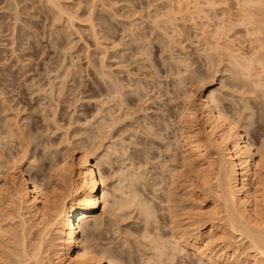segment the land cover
Returning <instances> with one entry per match:
<instances>
[{"label": "bare ground", "instance_id": "1", "mask_svg": "<svg viewBox=\"0 0 264 264\" xmlns=\"http://www.w3.org/2000/svg\"><path fill=\"white\" fill-rule=\"evenodd\" d=\"M60 1L62 0H45V3L47 5L49 4L50 7H52V9L56 11L55 15H53L54 18H52H58L57 20H55L57 22L59 21V19L62 20L65 14H68L67 10L62 7ZM172 1L174 4L177 3L176 11L171 10L173 9V4H171ZM17 2L15 1V3H13L15 4L16 9V13H13L14 15L16 14V16L18 15L19 10L21 11L18 6L19 3ZM169 2L172 7L168 8L171 11L165 7L166 10L168 9V12L164 14L165 16L163 17L165 18L163 20L161 19L162 22L164 21L163 24H161V22L160 24H157V27L158 25H163V27L159 29L167 31L169 30V26H171V30L173 29V26L175 28H178L179 22H182V24L185 22V24H183L182 26L180 24L182 30H175V28L174 30H178L177 36L180 35L179 38H184L183 42L185 44L182 42L181 44L185 45V47L187 44L186 42H188L189 45H194V55L196 56L195 58H189L187 54L184 53V51H186L185 49L187 48L181 45V48H179L180 50L182 49L181 55L180 57L178 55L179 58H177V61L176 59L174 60L177 63L172 60V62L175 63L178 67H175L177 73L180 77L181 74L185 73H198V76H195L196 79L194 78L197 83H192H207H205L206 85L202 84L198 88L199 92H189L188 90V92L186 91L187 93L185 97H183L187 98L186 108H184L185 111H182V115H180L181 121H179L180 124H178L180 126L177 129V134H175L176 132L174 133V141L178 147L179 153L177 154L178 151L174 153V156H171L170 161L173 162L171 163L173 164L172 166H174V164L176 165L175 168L173 167L174 170L170 171L168 169L169 174L167 179L161 180V182H165L167 180L170 184V187L171 185L173 186V192L169 189L172 194H170V191V193L168 194L165 193L167 194L166 196L168 198H166L167 200L165 199L166 203H164L166 207H162L159 210L153 206V202L144 198L141 199L142 197L138 195V189L135 186L137 177L138 179L141 177H136L134 174L135 171L132 175L126 176V179L128 177L127 180L129 184L128 187L124 186L127 188H125L126 192L123 193L124 197L121 199H117L115 197L116 195L113 196L110 192V188L107 185V178L106 181H104L105 175L103 174H105V170L103 169V165L106 162V157L108 156L106 154H103V151H100L101 147L99 146H101L102 143L99 145L98 143H95V141L87 145L84 141L80 144L81 140L80 142L79 140L76 142L71 141L72 139L65 140L66 142L64 146V152L63 149L61 152L62 159L58 161V163L56 162V168L54 167V177L56 178V181L50 182V179L48 184L45 183L46 185H43V182H40V184L37 180V173H35L36 162L34 163L33 159L29 160L26 157H23L27 155V152L23 154L22 158L18 159L13 157L14 155L11 153V151L10 154H12L13 159L9 160L7 159V156H5L4 158L1 156L3 160H1L2 158L0 159V264H128V260L131 259L127 260V257L122 255L121 253L117 254L118 251L117 253H114V249L112 250L111 247H105V244L99 243L101 241L96 237L98 231L100 232V226L103 224L101 221L103 217H105L104 219L109 218L110 221L108 220V224L110 225L111 223V226L113 228V224L115 222H118L116 221V219H120L119 215L122 216L121 219L125 216L130 217L135 215V218H137L138 221L142 223V227L135 230L136 237H134L136 238L135 241L137 242H134L138 247L141 246L142 251L146 257H144L147 262L146 264H186V261H184L185 259L183 261H180V255H182L183 257H189L191 259L194 258L196 260L195 263L198 262V264H264V142L259 143L261 144V146H258V148H256L257 146L254 145L253 139L250 140L247 138V132L249 128V126L247 127V124L249 123L245 124V126L243 125L242 129L240 123L236 120V118L235 120L238 123L234 119H232L228 113L229 109H233L232 111H234V114H231L235 115L236 113L235 117H237L240 116V114H243L242 110L249 111L256 109L258 111V114H264V0H170ZM170 4H168V6ZM222 6L225 7L223 8V10H221L222 13L215 14L214 10L216 11L219 8H222ZM212 11L214 12L213 16ZM209 12H212L211 15L209 14ZM52 13L54 14V12ZM70 13L67 15H70L67 18L71 26L72 23H75L73 22L75 16L73 17L72 15L74 14ZM160 17H162V15H160ZM18 18L16 19L17 21H19ZM81 20L83 21V19ZM198 20H201V23L197 24ZM17 21H15V25H17ZM66 21L67 20H65V22ZM84 21L87 23L88 21L93 22V19L90 18L87 21L86 18L84 19ZM154 21L152 23L153 26L156 24V22L154 24ZM188 22H191L193 25H189L190 23L188 24ZM186 23L190 27L187 29L182 28L184 25L187 26ZM94 25H92L91 27L92 30L96 28ZM14 27L16 28V26ZM15 28L13 29L15 30ZM241 28H244V32L246 31L245 39L243 37L244 32L241 38L240 36L239 38L237 37L242 33L240 31ZM188 29L193 30V32L188 31ZM161 32L164 33L163 31ZM16 33L18 34V32ZM166 33L169 35L168 36L165 34L166 37L170 39V34L168 33V31ZM95 34L96 33L94 32L93 36H95ZM96 37L97 36H95V38ZM172 38L169 40V42H172ZM175 39L173 41L176 42ZM17 41L15 38L12 44L13 48ZM56 46L57 44L54 46V48ZM100 46H97L99 50L101 49ZM102 46L104 47V45ZM112 46H115V44H113ZM106 48L103 49L104 52L105 50H107ZM12 52L14 54L15 51ZM105 54H107V51L105 52ZM103 57L106 59L105 55ZM103 65L104 64H102V66ZM121 69L123 68L121 67ZM47 74H49V72ZM127 74H129V72ZM218 74H227L223 75L221 79L224 80V78L228 76V81H224L227 83L225 84L228 88H224L228 89L229 91L231 90L232 92H230V94L227 95L226 93H224V88H221L223 87V84H221L220 88H216V86L214 87V80L216 79ZM185 78L182 76V79H180L179 82L184 83ZM112 81L113 85L112 88L109 87L111 89L108 95H112L110 98H112L111 100H113L112 102H114V113L116 115H113V122H116L118 126H120L121 124L123 126V123H126L127 121L125 119H127L128 117L132 119L131 116L133 115L129 111L131 108V102L133 100L129 97H133L135 95L139 100H142L146 98L147 94L145 92L141 93V90L146 92H149L150 90H147L148 88L146 86L148 84L144 86L142 85L143 87L141 88V85L139 87V85H137V82L135 81V83L130 81L125 84L124 80L118 77L114 78ZM158 85H160V83ZM52 88H54L53 85ZM43 89H45V87ZM127 89L129 90L127 91ZM166 91L167 90H165V92ZM40 92L42 93V91ZM0 93H2L1 90ZM3 99L2 101L7 108L9 100L7 101L6 98L4 100ZM240 101L242 103H239ZM106 103L102 105H106ZM6 108L5 111L7 110ZM8 108L11 109V107ZM14 109L12 108L11 110ZM144 118L146 119V117ZM244 119L246 118L244 117ZM261 119H264V117H262ZM102 122H104L102 123L103 125H108L107 123H105L106 121ZM116 123L114 128H117ZM167 123H164L166 127H168ZM199 124H201V126ZM15 125L19 124L15 123ZM144 125H146L147 127L145 126L143 131L148 138L150 136L162 137V134L160 135V129H158V126H162V124L158 126L154 125L153 123ZM170 125L172 126V124ZM6 126L5 128L7 130L5 132L6 136L9 137V139H19L20 141H27V139L30 140L32 138L31 135L24 134L23 130H21L22 127L20 126H14L13 124H9ZM102 126H99V129L96 128L97 132L98 130H101ZM125 126L127 127L128 125L125 124ZM125 126H123V128H126ZM128 127H130V125ZM141 127L143 128V126ZM109 129L111 130V128ZM166 132L164 133L166 134ZM94 134L95 136L98 135V138L99 136L101 137V135L98 133L96 134V132ZM4 136L2 137L4 138ZM94 137L93 139L96 140V137ZM106 137L108 136L106 135ZM144 137L146 136L144 135ZM101 138L103 139V137ZM151 138L153 139V137ZM152 139H150L148 144L149 146L151 145V148H154V146L156 148L157 142H154V139V141H151ZM12 141L13 140H11L10 142L12 143ZM163 141L166 140H162V142ZM118 146V149L115 146L117 152L119 151V154L121 152L122 156H124L126 147L123 148V146L120 145L121 147L119 146V148ZM169 147L170 146H168V149L166 148V150H172L169 149ZM27 150L29 149L27 148ZM106 150L107 149H105V151ZM109 152L111 153L112 151ZM160 154H162L161 151ZM2 155L4 156V154ZM126 160L124 161L126 162ZM133 161L135 160L132 159L129 161L128 159L126 163L128 164V162H131L133 163L132 165H134ZM144 162L147 163L145 165L146 167L149 163L148 159ZM129 169L130 168H128V170ZM121 173L125 174L121 172L120 169V178ZM114 176L111 178V180L115 178ZM158 176L162 177V175ZM67 181H69L68 186L66 185ZM169 184H167L168 187ZM163 185H161V183H155L152 184V187H161ZM114 189L112 188V190ZM154 189L151 190L154 191ZM177 191H183L184 201H182L183 199L181 201H177ZM185 197L186 200L190 199L195 202H202L200 203L202 205L207 202L209 197H211V199L213 200L210 204V207L212 206L213 208L211 207L212 210L210 209L211 211H207V214L205 215L201 214L203 212H201L200 210L199 214L194 213L195 210H197L195 209L193 211V207L195 204H193V201L191 204L188 203L185 200ZM152 199L154 200V198ZM102 207L103 212L98 216ZM121 213L123 215H121ZM117 216L119 217V219L117 218ZM113 219H115V222H113ZM90 221L93 222L90 223ZM32 223L34 225H32ZM35 225H39L38 227L41 228L38 230L39 232H37L38 236L32 239V236H34L33 228L35 229ZM115 230L118 232L121 229ZM126 231H128V229ZM124 233L125 235H131L133 232L130 233L129 231V233ZM113 234L115 233L113 232ZM125 235H122V237ZM100 236L101 235H99V237ZM130 238L131 237H128V239ZM125 240L123 241H125L126 243L129 242V240ZM139 252H141V249ZM51 254L54 256V260L50 258V256H52ZM126 261L128 262L126 263Z\"/></svg>", "mask_w": 264, "mask_h": 264}, {"label": "rangeland", "instance_id": "2", "mask_svg": "<svg viewBox=\"0 0 264 264\" xmlns=\"http://www.w3.org/2000/svg\"><path fill=\"white\" fill-rule=\"evenodd\" d=\"M15 1L17 2L18 0H0V90L2 92V93H0V95L1 94L3 95V97H2V95L0 96V131H1L0 132V159L2 157L4 158L5 156H7V159H9V160L13 159V157L19 159V158H22L23 154L27 152V155L23 156V157H26L29 160L33 159L34 163L36 162L35 163V173H37V177H38L37 180L39 181V183L43 182V185H46L45 183L48 184L50 179H51L50 182L56 181V178L54 177L55 176L54 175L55 168H56L55 165H56V162L58 163V161H60L62 159V157H61L62 153L61 152H62V149L64 152V146H65V142H66L65 140H67V139L71 140L72 139L71 141H74V142H76L78 140L80 142V140H81L80 144L83 143V141H84L85 144H87V145H89V143L96 141L95 143H98L99 145L102 143L101 146L98 145L99 147H101L100 151H103L102 153L106 154L108 156V157H106L107 159H105V161H106L104 163L105 166L103 165V169L105 170V174H103V175L106 176V177L104 176V178H105L104 181H106V178H107L106 182H107V185L110 188V192L113 196L116 195L115 197L117 199H121L124 197L123 193L126 192V189H127L126 187H128V184H129V182L127 180L128 177L126 179V176L132 175L135 171V173H134L135 176L141 177V178H139L140 180L137 177V181L135 183L136 184L135 186L138 189V195L140 197H142L141 199L144 198V199H147V200L153 202L152 203L153 206L159 210L162 207H166L164 205V203H166V200L168 199L166 195L171 192L170 190H172V192H173V188H172L173 186L171 185V187H170V184L167 180H166L167 182L162 181L163 183L161 182V180L167 179L168 174H169V170L170 171L174 170L175 165H176V164H174V166H172L173 164H171V163H173V162H170V161H171V156L173 157L174 153H176L177 151H178L177 154L179 153L178 147L174 141L175 140L174 136H175V134H177V129L180 126V125H178V124H180L179 121H181L180 115H182V111L184 112L185 111L184 108H186V99L187 98H183V97H185L188 90H189V92L190 91L191 92H193V91L199 92L198 88L202 84L206 85L205 83H207V82H204L202 84H196L197 82L195 81V79H196L195 76L197 77L198 73H196V74H194V73L193 74L192 73L186 74L185 73V74H181V77H180L177 73L176 68H175V67H177V65L175 64V63H177L176 62L177 58L180 57L181 52H182V49L181 50L179 49V48H181V45H183V44H181V42L184 43L183 42L184 38L183 37L179 38L180 35L177 36V34H178L177 31L179 29L182 30L180 27V24L182 26L183 24H185V22L182 24V22L178 21L179 22L178 28H175L173 26V29L170 30L171 26L168 27L169 30H167V31L170 34V39L172 37H174V38H172V42L171 41L169 42L170 39L168 37H166V35H168L166 33L167 31L165 30L166 31L165 32L164 30H160L161 27H163V25H158V27H157V24H160L162 22V20L165 18V17H163V16H165L164 14L167 13L168 12L167 10L172 7L171 4H173V7H172L173 9H171V10L176 11L177 3L174 4L172 1L170 4V2H169L170 0H62V1H60L62 7L65 10H67L68 14L71 12L70 14H74V15H72L73 17L75 16V18L73 20V22H75V23H72V25L70 26L68 18H67L70 15L67 16L68 14L67 15L63 14L64 16L62 18V20L63 19L67 20L68 23H67V21L65 22V20L62 21L61 19H59L60 22L55 21L58 19V18L53 19L54 18L53 15H55L56 11L54 9H52V7H50L49 4L48 5L46 4L45 0H19L17 3H19L18 6H19V9H21V11L19 10V12H18L17 16L19 17V15H20V17L18 18L16 16V14L14 15V13H16L15 4H13V3H15ZM166 1L168 2V4H170L169 6H168ZM31 7H32V10H31ZM165 7L166 8L169 7V8L166 10ZM8 8L10 11L8 10ZM29 8H30V10H29ZM223 8H225V7L222 6V8H219L218 10H220V11L216 10L217 13L214 10L215 14L222 13L221 10H223ZM164 11H166V12H164ZM52 12H54V14ZM214 12L212 13V16H213ZM211 13L209 12L210 15H211ZM160 15H162V17H160ZM157 16H158V18H157ZM47 17H49V18H47ZM17 18L19 19V21L16 20ZM86 18H87V21H88V19L92 18L93 22L88 21V23H89L88 24L87 22H85L86 20L84 21V19H86ZM52 19L54 22L52 21ZM81 19H83V21ZM79 20H81V21H79ZM188 20H189V18H188ZM15 21H17V23H16L17 25H15ZM153 21H154V24L156 22V24L154 26L152 24ZM198 21H197V24L201 23V20H198ZM52 22H53V24L54 23L55 24L53 25ZM163 22L161 24H163ZM91 23H92V25L95 24L94 26L96 27L93 30L91 28L92 27ZM188 24L191 26L193 25L191 22H188ZM188 24H187V26L184 25L185 27L183 26L182 28H186V29L189 28L190 26ZM96 25H98V26H96ZM14 26H16V28ZM153 27H155V28H153ZM13 28H15V30ZM174 28H175V30L176 29H178V30L175 31ZM241 29H240V31L242 33H241V35L237 36L238 38H239V36L241 38V36L244 32V28L242 30ZM13 30H14V32H13ZM161 31H163L164 33H162ZM174 31H175V33H174ZM188 31L193 32V30H189V29H188ZM16 32H18V34ZM94 32L96 33L95 36H97L96 37L97 39L95 38V36H93ZM172 32L174 35L172 34ZM13 35L16 38V41L18 40L17 41L18 43L16 42L17 45L15 43L14 48L12 45L13 41L15 39L13 37ZM19 37L21 38L22 41L20 40ZM243 37L245 39L246 31L244 32ZM174 39L176 40V42L173 41ZM116 43H117V45H116ZM186 43H187L186 47H185V45H183V47L187 48V49H185L186 51H184V53L187 54V56L189 58H195L196 56L194 55L195 54L194 53V45L193 44L189 45L188 42H186ZM189 43H191V42H189ZM56 44H57V46L54 48V46ZM98 44H100L101 46ZM113 44H115V46H112ZM102 45H104L105 48L107 47L106 48L107 50H105V52L107 51V54H105V52L103 51V49H105V48ZM166 45H168V46H166ZM97 46L101 47L100 50L102 52L98 49ZM108 50H110V51H108ZM12 51H15L14 54ZM104 55L106 56V59L103 57ZM178 55H179V57H178ZM103 59H104V61H103ZM175 59H176V61H174ZM172 60L175 63H173ZM44 64H45V66H44ZM102 64H104V65L102 66ZM123 64H124V67H123ZM120 66L123 69H121ZM47 70H49V71H47ZM52 70H53V73H52ZM105 70L106 71L108 70V71L106 72ZM48 72H49V74H47ZM128 72H129V74H127ZM154 72H155V74H154ZM132 75L134 76V78ZM223 75H227V74H221V75L218 74L217 75L216 79L214 80V84H213L214 87L216 86V88H220L221 84H223L222 85L223 87H221V88L226 87V84H227L226 82L228 81V79H227L228 76L225 77L223 80V79H221V77ZM144 76H145V78H144ZM182 76L184 78L186 77L185 81H187V82H185V81H184V83L179 82L180 79H182ZM116 77L124 80L125 84L127 82H130V81H132L133 83L137 82L136 84L139 85V87L141 85V88L144 85L148 84L146 87L148 88L147 90H150L149 92L141 90V93L145 92L147 94L146 98H144L142 100H139L135 95L133 97H129V98H132V100H133L131 102V108L129 111L134 116L133 115L131 116L132 119L130 117H128L129 119L128 118L125 119L127 121H126V123L125 122L123 123L124 124L123 126H125V124L128 126L130 125L131 128L128 126L127 127L125 126L126 128H123L122 124L120 126H118L116 122H113V120H114L113 115H116L114 113L115 112L114 111V102H112L113 100H111L112 98H110L112 95L109 94L110 95L109 96L108 93H110V89L112 88V85H113L112 80ZM178 78H179V80H178ZM189 79H191V80H189ZM225 80H226V82H224ZM60 82H64V83H60ZM157 82H158V84L160 83V85H158ZM192 82H196V83L194 84ZM178 83H179V85H178ZM37 85H39L41 87H39ZM52 85L54 88H52ZM180 85H183V86H180ZM36 87H38V88H36ZM44 87H45V89H43ZM109 87H111V88H109ZM175 87H176V89H175ZM226 88H228V87H226ZM108 89H109V91H108ZM182 89H184V90H182ZM128 90L129 89H127V91ZM165 90H167V91L165 92ZM175 90H176V92H175ZM40 91H42V93ZM43 91H44V93H43ZM228 91H229L228 89L224 88V93H226L227 95L230 94V92H232L231 90L229 92ZM55 92H57V93H55ZM3 93L5 94V96ZM164 93H165V95H164ZM59 94H61V95H59ZM167 94H169L170 96ZM182 95H184V96H182ZM148 96H149V98H148ZM3 98L4 99L6 98L7 101L9 100L8 101L9 106L7 104V108L5 107L6 105L2 101ZM177 98H178V100H177ZM1 101H2V103H1ZM104 101H106V102L108 101V102L106 103ZM104 103H106V105H102ZM239 103H242V102L240 101ZM253 104H256V103H253ZM10 105H12V106H10ZM111 106H112V108H111ZM8 107H11V109L12 108L13 109L15 108V109L11 110ZM107 107H108V109H107ZM5 108L7 109L6 111H5ZM111 110L113 111V113ZM232 110L233 109L228 110L229 116L234 120L236 118V120L240 123L241 127L243 125L245 126V124L249 123V124H247V127L249 126L248 132L246 131L248 134L247 138L250 140L253 139L254 145L257 146V147L255 146L256 148H258V146L260 147L261 144H259V143L264 142V140H263L264 139V119H261L262 117H264V116H262L264 114L263 113L258 114V111L256 109L249 110V111L248 110H246V111L242 110L243 114H240V116H237L238 117L237 118V117H235L236 113H235V115L231 114L234 112ZM107 114H109V115H107ZM110 116H112V117H110ZM107 117H108V119H107ZM144 117H146V119ZM244 117L246 119H244ZM252 118H253V120H252ZM128 120L129 121L131 120L130 123ZM152 120H153V122H152ZM160 120H161V122H160ZM102 121H106L105 123H107L108 125H106V124L103 125L102 123H104V122H102ZM11 122H13V123H11ZM165 122L166 123L168 122L167 123L168 127H166V125L164 124ZM258 122H260V123H258ZM15 123L19 124V125H15ZM99 123H101L103 126ZM115 123L117 125L116 126L117 128H114ZM152 123L154 125H157V126L162 124V126H158L159 127L158 129H160V135L162 134L161 135L162 137L150 136L148 138L147 135L144 133L143 130H144V127L146 126L144 124L149 125ZM9 124H11V125L13 124L14 126L22 127L21 130H23L24 134L31 135L32 138L30 140L27 139V141H20L19 139L18 140L17 139H9V137L6 136V132H5L7 130L5 128V126L9 125ZM170 124H172L173 127ZM199 125L201 126V124H199ZM99 126H102L105 129L101 127V130H98V132H97L96 128L99 129L98 128ZM141 126H143V128ZM250 126H252V127H250ZM107 128H108V130H107ZM109 128H111V130ZM112 128L114 131L112 130ZM94 129H95L96 134L97 133L100 134L101 137H103V139L100 136L98 138L97 137L98 135L95 136ZM127 129H128V132H127ZM169 129L170 130L172 129V130L170 131ZM242 129H243V127H242ZM120 132H122L123 135ZM126 132H127V134H126ZM164 132H166V134ZM171 132H172V134H171ZM250 132H252V133H250ZM85 133H88V134H85ZM92 134L96 137V140L93 139L94 136ZM134 134H135V136H134ZM106 135L108 137H106ZM120 135L122 137L123 136L124 137L122 138ZM144 135L146 137H144ZM2 136H4V138ZM130 137H132V138H130ZM151 137H153V139L155 141ZM120 138H122V139H120ZM91 139H93V140H91ZM146 139H148V140H146ZM150 139H152L151 141L157 142L156 148H158V149H156L155 146H154V148H151L150 147L151 145L149 146L148 142L150 141ZM7 140L8 141L9 140L10 141L15 140V141L14 142L12 141V143L9 141L10 142L9 143ZM159 140H160V142H159ZM162 140H166V141L162 142ZM32 141H34V142H32ZM122 141H124V142H122ZM119 142H121V143H119ZM23 143H24V145H23ZM26 143H27V145H26ZM113 144H115V145H113ZM118 145L119 146L122 145L123 148L126 147L125 148L126 149V151H125L126 156L124 154H123L124 156H122L121 152L119 154L118 153L119 151L117 152L116 148ZM20 146H21V148H20ZM23 146H25V147H23ZM115 146H116V148H115ZM168 146H170L169 149H172V150H166V148ZM24 148H26V149H24ZM27 148L29 150H27ZM105 149H107V150L105 151ZM114 150H116V151H114ZM158 150H159V152H158ZM109 151H112V152L110 153ZM160 151L162 154H160ZM168 151L169 152L172 151V152H170V154H169ZM10 152L14 155L13 157H12V154H10ZM21 153H22V155H21ZM2 154H4V156ZM3 158L1 160H3ZM123 159L124 160L129 159V161L134 159L135 160V161H133L134 165H132L133 163H131V162H128V164H127L126 163L127 160L125 162ZM147 159H148L149 163L145 167V165L147 163H145L144 161L145 160L147 161ZM160 164L163 166H161ZM164 164H165V166H164ZM166 165H167V167H166ZM111 168H112V170H111ZM128 168H130V169L128 170ZM120 169H121V172L125 173V174L121 173V178L119 176ZM106 170H108V171H106ZM163 170L165 173L163 172ZM145 172H146V174H145ZM112 173H113V175H112ZM136 173L137 174L139 173V174L137 175ZM50 174L52 175V177ZM123 175L125 176V178ZM156 175L157 176L162 175V177L161 176L157 177ZM113 176L115 178H113L111 180V178ZM152 177H154V178H152ZM109 178H110V180H109ZM143 179H145V180H143ZM149 179H151V180H149ZM153 181H155V182H153ZM146 182L148 183V185ZM66 183H67L66 185L68 186L69 181H67ZM119 183H121V184H119ZM155 183L156 184L161 183V185H163V184L164 185L161 187L160 186H158V187L153 186L152 187V184H155ZM166 183L169 184V187ZM124 186H126V187H124ZM142 186H143V188H142ZM166 186H167L168 190H167ZM114 187H115V189H114ZM112 188L114 190H112ZM154 188H156V189H154ZM151 189H154V191ZM120 191L122 192V194ZM172 192L170 194H172ZM153 193H154V195H153ZM165 193H167V194H165ZM176 195H177L176 196L177 201L178 200L181 201L182 199H183L182 201H184L183 191H177ZM151 197L154 198V200ZM185 200H186V197H185ZM189 200L190 199H187L186 201L191 204L193 200H190L191 202ZM212 200L213 199H211V197H209L207 202H205L203 205L200 204L202 202L199 203V201L198 202L193 201V204H195L193 207V211L195 209H197V210H195L194 213L199 214L200 213L199 210H200L201 212H203L201 214H203V215L207 214V211L209 212V210L210 209L212 210V208H213L212 206H211L212 208L210 207ZM198 203H199V205H198ZM102 212H103V207L101 208L98 216L101 215ZM121 215H123V214L121 213ZM119 217L121 219L122 216L119 215ZM119 217L117 216L118 219H119ZM128 217L129 216H125L121 220L119 219L120 221L115 218L116 221H118L117 223L115 222V219H113L114 220L113 222L116 223V224L115 223L113 224V226H114L113 228L111 226L112 225L111 223H110V225L108 224L110 221L109 218L104 219L105 217H103V219L105 221L100 218L102 223H103V224L101 223L102 224L101 226H103V227L100 226V229H99L100 232L98 231L96 237L101 241L99 243L105 244L104 245L105 247H109V248L111 247L112 250L114 249L113 250L114 253L115 252L117 253V251H118L117 254L121 253L122 255L127 257L126 258L127 260L131 259V260H128L130 264H146L147 263L146 259H145L146 257L142 251L141 246L138 247L137 244L135 243V242H137V241H135V239H136L135 238L136 237L135 236V234H136L135 230L137 228L139 229L140 227H142V223L139 222L137 218H135V215L130 216L129 218ZM205 217H207V216H205ZM92 222L93 221H90V223H92ZM32 225H34V224L32 223ZM38 226L35 225V229L33 228L34 236H32V239H34L38 236L37 232H39L38 230L41 228ZM115 229H117V230L121 229L118 231L120 233H118ZM127 229H128V231H126ZM112 231L115 234H113ZM129 231H130V233L133 232L134 235H133V233L131 235L129 234L130 236L128 234L125 235L124 232L129 233ZM122 233H124V234H122ZM99 235H101V236L99 237ZM122 235H125V236L122 237ZM126 236H127V238H126ZM124 237H125V239H127V241L129 240V242L126 243L125 242L126 240L124 239ZM128 237H131V238L128 239ZM122 239L125 241H123ZM132 239H134V240H132ZM107 245H111V246H107ZM125 245H126V247H125ZM120 247H122V248H120ZM117 249H119V250H117ZM140 249H141V252H139ZM123 253H125V254H123ZM129 254H131V255H129ZM53 257H54L53 255L50 256V258L52 260H54ZM179 257H180V261H183L185 259L184 261H186V264H191V263L198 264V262L195 263L196 260L194 258L191 259L189 257H183L182 255H180ZM188 259H190V260H188ZM128 261H126V263ZM182 263H185V262H182ZM177 264H179V263H177Z\"/></svg>", "mask_w": 264, "mask_h": 264}]
</instances>
